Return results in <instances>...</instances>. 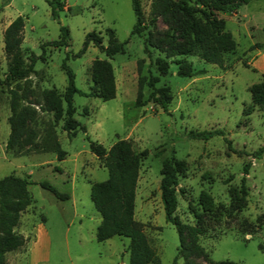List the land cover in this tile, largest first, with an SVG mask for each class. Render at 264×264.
Listing matches in <instances>:
<instances>
[{
    "label": "rangeland",
    "instance_id": "rangeland-1",
    "mask_svg": "<svg viewBox=\"0 0 264 264\" xmlns=\"http://www.w3.org/2000/svg\"><path fill=\"white\" fill-rule=\"evenodd\" d=\"M65 1L66 6L54 17L47 0H0L2 77L8 68L3 30L18 14L24 16L25 22L21 43L25 62L35 55L34 71L27 84L33 92L28 93L27 99H21V103L36 109L27 124L35 129L39 145L35 150H27L28 143L22 145L21 151L5 149L10 131V92L8 85L1 82L0 177L10 172L22 176L30 174L32 182L28 189L33 201L23 211L16 229L20 231L27 225L29 239L34 232L29 223L43 219L48 233L35 244L31 257L25 243L6 253L5 264H34L36 261L37 264H128V236L113 235L104 240L95 236L101 215L91 199V186L94 181L106 179L108 170L103 159L91 151L87 135L105 147L126 138L135 151L148 150L141 157L134 218L155 248L159 264H185L183 257L177 256L179 233L174 223L166 219L161 199L164 157L185 161L176 186L174 213L186 223H194L199 214L205 226L199 242L208 257L264 264V155L256 157L254 153L264 144V93L260 101L254 100L250 89L264 79V54L261 56L264 52V0L243 3L236 13L217 12V16L226 21L225 28L232 33L236 48L225 54L223 66L197 54L184 55L191 64V75L178 73L180 64L176 60L183 55L167 57V72L157 68L155 59L165 57V36L173 25L162 15H158L154 23H147L142 32L131 33L136 19L132 0ZM140 1L144 22H148L152 0ZM61 24L68 27V44L56 46L50 41L59 37ZM107 27L114 28L117 37L126 42L124 52L109 58L116 95L103 100L86 93L94 88L93 60L106 55L93 41L79 52L90 30L98 32L102 43L106 44ZM257 42L263 46L252 47ZM139 59H142L140 69ZM64 60L75 73V84L84 91L73 97L74 117L80 126L72 136L62 128L63 117L55 118L53 111L41 109L44 90L54 89L60 96L65 90L68 78L62 67ZM152 76H158L156 86L170 87L172 98L167 109L151 97L152 86L148 79ZM140 83L143 104L137 105ZM213 128L223 133L206 139L190 135L191 130ZM52 131L56 132L61 148L66 150L62 159H58L53 150H43L52 143L49 135ZM245 163H249V167L244 206L229 215L225 208L242 194L240 180ZM44 179L59 190L73 194V198L58 199L40 185L39 181ZM201 194L213 198L216 204L213 212L202 210ZM75 211L83 213L81 220L75 216L70 221ZM191 258L195 264L207 263L204 256Z\"/></svg>",
    "mask_w": 264,
    "mask_h": 264
},
{
    "label": "trees",
    "instance_id": "trees-1",
    "mask_svg": "<svg viewBox=\"0 0 264 264\" xmlns=\"http://www.w3.org/2000/svg\"><path fill=\"white\" fill-rule=\"evenodd\" d=\"M250 0H152L150 18L144 22V14L140 0H132V8L136 19L131 33L142 32L147 23H154L158 15L167 18L173 25L165 36L166 46L163 48L165 57L157 56L155 62L157 68L165 73L169 68L167 57L183 55L176 61L180 64L178 73L191 75L193 73L191 64L184 56L186 54H197L204 60L223 66L225 54L233 52L236 48L235 39L232 33L225 28L224 18L217 16L218 11H237L238 7ZM51 7V14L58 17V11L66 6L65 0H47ZM24 16H15L3 30L4 51L8 57V68L2 77L0 67V83H6L10 92V114L8 123L10 131L5 143L8 151H21L22 145L28 143L29 149H36L39 145L36 142L35 129L28 127V119L35 114L36 109L28 104H22L21 99H27L28 93L33 89L27 84L31 81L30 74L34 71L35 55L30 56V61L25 62L22 51ZM108 40L102 43V36L95 30L86 33L84 44L79 52H83L89 41H93L104 51L106 57L95 58L92 62V78L94 88L86 94L99 96L103 100L116 95V82L113 65L109 58L118 52H124L126 41H121L114 28L107 27ZM68 27L60 25V34L57 39L50 43L60 46L68 44ZM262 47L263 43L253 44L252 47ZM142 59L138 60V68H141ZM62 67L67 74V85L62 96L54 89H46L43 92L42 110L53 111L55 118L63 117L62 128L69 136L75 134L79 120L74 117L76 107L73 103L75 93H84L75 84V73L64 60ZM158 76H152L148 83L152 86L151 97L164 109L171 100L170 87L168 85L156 86ZM14 82L15 86H11ZM22 89L20 92L19 90ZM252 98L260 101L264 93V79L254 83L250 87ZM141 83L139 84L138 95L135 103L143 104L140 99ZM65 102V107L63 106ZM30 115V116H29ZM85 130V126H83ZM216 133H223L218 128L191 130L190 135L198 138H209ZM52 143L45 146L43 150H53L57 158L62 159L66 150L62 149L55 131L50 132ZM89 147L98 157L103 159L108 170V177L103 180L94 181L91 186L90 196L94 205L101 215L100 223L96 228V238L104 240L113 235H125L130 238L129 262L128 264H159V257L155 248L143 230L142 226L134 218V201L137 179L141 157L148 153L145 148L135 151L130 141L126 138H119L109 147L101 142L86 136ZM256 157L264 155V144L255 150ZM185 161L177 157H164L161 167V199L163 202L166 219L177 228L179 233V246L177 256H182L185 264H195L191 258L193 255L204 256L206 264H244L243 262L221 259L213 260L207 255L204 246L199 242L200 234L205 231L202 218L197 213L194 223H186L174 213L177 206V190L180 170L184 167ZM249 163L243 166L241 177V196H236L229 206L225 208L229 215L240 211L243 206L244 195H246V174ZM32 182L30 174L18 175L14 172L7 173L0 177V264H5L6 253L10 250L21 247L26 242L23 233L17 231L15 226L20 221L22 212L32 203L33 198L28 189ZM40 185L51 191L58 199H67L69 192L59 190L48 180H40ZM199 205L205 212H213L216 204L209 194H201ZM256 231V230H255ZM260 247H263L260 244ZM176 256V257H177ZM174 259V263L176 261ZM123 264V263H120Z\"/></svg>",
    "mask_w": 264,
    "mask_h": 264
},
{
    "label": "crops",
    "instance_id": "crops-1",
    "mask_svg": "<svg viewBox=\"0 0 264 264\" xmlns=\"http://www.w3.org/2000/svg\"><path fill=\"white\" fill-rule=\"evenodd\" d=\"M234 13H236V11H234ZM11 21V20H10ZM10 21H8V23L10 22ZM7 23V24H8ZM6 24V25H7ZM6 27V26H5ZM263 54H264V52L261 54V56L263 57ZM257 60V59H256ZM73 198V194H70V197L68 198V199H72ZM23 213L24 212H22V214L21 215H23ZM100 213V212H99ZM82 212H77V211H75L74 212V214H73V216H72V218H70V221H72L74 218H75V216L77 217V218H79V220H81V216H82ZM21 217L22 216H20V219H21ZM43 220V219H42ZM41 219L40 220H38V221H34L33 223H29V225L31 224V226L33 227V230H34V232L32 233V236L28 239V229H27V225H25L24 226V228L23 229H21L19 232H21V233H23L24 234V236L27 238L26 239V245H28L29 246V248H30V257H31V253H32V251H33V249L35 248V244H37L38 242L40 243V239H41V237L42 236H47V230H46V228H45V224H44V222L42 221ZM101 220V219H100ZM33 221V220H32ZM99 223H100V221H99ZM98 223V224H99ZM19 224V223H18ZM18 224L15 226V229L16 228H18L19 226H18ZM18 226V227H17ZM98 226V225H97ZM22 228V227H21ZM97 228V227H96ZM17 230V229H16ZM18 231V230H17ZM95 236H96V231H95ZM25 243L23 244V245H25ZM40 262V261H39ZM38 263V261H36V262H34V264H37Z\"/></svg>",
    "mask_w": 264,
    "mask_h": 264
}]
</instances>
